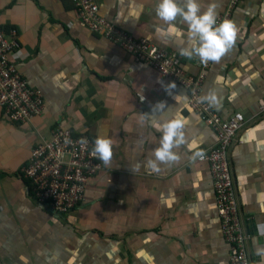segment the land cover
Instances as JSON below:
<instances>
[{
  "label": "crops",
  "instance_id": "1",
  "mask_svg": "<svg viewBox=\"0 0 264 264\" xmlns=\"http://www.w3.org/2000/svg\"><path fill=\"white\" fill-rule=\"evenodd\" d=\"M93 1L117 29L179 55L175 36L158 32L156 0ZM229 2L216 0L219 16ZM230 18L236 43L210 62L201 92L215 90L221 118L244 117L228 159L247 257L264 264V0H238ZM0 29L16 33L10 59L43 104L24 124L0 110V264H236L209 167L191 159L215 143V133L188 108L181 87L167 88L173 81L89 32L71 0H0ZM181 59L194 74L192 59ZM158 102L185 117L187 143L178 162L151 172L145 161L160 137ZM56 126L113 140L111 163L100 161L83 202L64 216L35 202L19 177L31 147Z\"/></svg>",
  "mask_w": 264,
  "mask_h": 264
},
{
  "label": "built area",
  "instance_id": "2",
  "mask_svg": "<svg viewBox=\"0 0 264 264\" xmlns=\"http://www.w3.org/2000/svg\"><path fill=\"white\" fill-rule=\"evenodd\" d=\"M237 1L230 0L219 17L230 18ZM71 2L77 19L89 32L114 43L135 61L145 63L160 77L181 87L186 93L188 108L213 130L215 143L203 149L204 156L195 160L209 167L216 212L223 237L231 246V261L251 264L246 252L249 235L237 213L228 159L229 149L238 141L245 120L241 113L223 119L212 106L200 102L201 85L210 62L204 65L192 59L195 68L192 74L184 68L180 55L157 48L144 37H133L117 29L98 14L93 0ZM16 46V33L0 29V110L9 122L24 124L42 112L43 104L41 92L27 83L10 59ZM260 111L264 112V104ZM92 147L93 141L87 134L60 126L54 127L48 138L36 142L19 169V177L33 200L56 215L64 216L76 209L83 202L88 181L102 170L100 160L92 154Z\"/></svg>",
  "mask_w": 264,
  "mask_h": 264
},
{
  "label": "clouds",
  "instance_id": "3",
  "mask_svg": "<svg viewBox=\"0 0 264 264\" xmlns=\"http://www.w3.org/2000/svg\"><path fill=\"white\" fill-rule=\"evenodd\" d=\"M216 0H156L153 11L159 22L158 32L163 36L174 35L180 56L198 59L202 64L218 63L236 43L237 27L229 17H219ZM179 25H184L181 28ZM167 88H175L169 82ZM201 103L209 106L218 104L215 90H209L200 97ZM165 104L158 102L153 109L159 113L154 121L156 131L160 133L157 145L150 151L145 168L159 172L161 165H172L181 157L177 151L187 143L185 135L186 119L179 112L165 110ZM147 115H141V121ZM92 154L104 165H109L113 157V140L106 134H97L93 141ZM202 150H193L191 159L202 158Z\"/></svg>",
  "mask_w": 264,
  "mask_h": 264
}]
</instances>
